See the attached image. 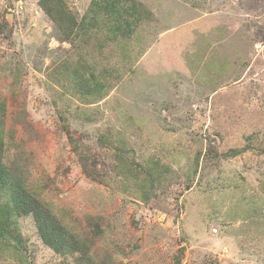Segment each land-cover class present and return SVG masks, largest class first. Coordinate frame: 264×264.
<instances>
[{"label": "rangeland", "instance_id": "374dc122", "mask_svg": "<svg viewBox=\"0 0 264 264\" xmlns=\"http://www.w3.org/2000/svg\"><path fill=\"white\" fill-rule=\"evenodd\" d=\"M40 1L0 0L1 161L88 250L0 188V264H264V0Z\"/></svg>", "mask_w": 264, "mask_h": 264}, {"label": "trees", "instance_id": "16d2710c", "mask_svg": "<svg viewBox=\"0 0 264 264\" xmlns=\"http://www.w3.org/2000/svg\"><path fill=\"white\" fill-rule=\"evenodd\" d=\"M102 11L118 12L117 22L122 21L126 28H130L128 17L139 20V5L135 0H101ZM97 2L94 3L96 5ZM40 7L48 18L56 25L60 31L69 37L74 33L76 20L65 10L63 0H41ZM120 9H123L122 11ZM122 32L120 24L116 27ZM240 153V152H239ZM2 152L0 150V188H5L11 197L15 210L19 214L32 215L42 242L60 255L80 253L81 257L86 255L88 248L79 243L67 230L44 208L41 203L22 185L19 178L2 164ZM3 228L0 227V233ZM78 264H85L83 260H78Z\"/></svg>", "mask_w": 264, "mask_h": 264}]
</instances>
